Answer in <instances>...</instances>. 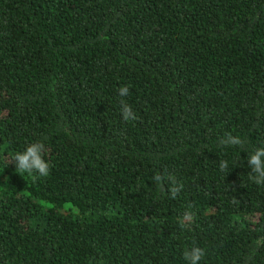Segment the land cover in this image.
<instances>
[{
	"label": "trees",
	"instance_id": "obj_1",
	"mask_svg": "<svg viewBox=\"0 0 264 264\" xmlns=\"http://www.w3.org/2000/svg\"><path fill=\"white\" fill-rule=\"evenodd\" d=\"M36 140L48 176L5 167ZM256 147L264 0H0V264H264Z\"/></svg>",
	"mask_w": 264,
	"mask_h": 264
},
{
	"label": "clouds",
	"instance_id": "obj_2",
	"mask_svg": "<svg viewBox=\"0 0 264 264\" xmlns=\"http://www.w3.org/2000/svg\"><path fill=\"white\" fill-rule=\"evenodd\" d=\"M130 86L124 85L118 89L120 99V112L125 121L135 120L137 117L132 110V107L126 102L124 97L129 95ZM219 145L222 147H243L244 140L240 136H233L227 133L223 138L219 139ZM47 149L43 140H36L23 151L15 152L6 162V165L15 164L16 173L26 175L33 180L46 177L50 174L51 163L46 157ZM247 166L250 168L248 179L258 186H264V147H256L247 156ZM229 163L226 160L219 161V169L221 172H227ZM19 175V176H20ZM154 180L158 185L165 180L171 182L170 194L175 198L178 192L182 189V185H178L176 179L171 175L157 174ZM195 213L192 211V206L189 205L187 210L178 219L181 228H186L187 225L193 222ZM206 255V250L200 246L193 245L191 248L183 252V259L187 264H201V261Z\"/></svg>",
	"mask_w": 264,
	"mask_h": 264
},
{
	"label": "rangeland",
	"instance_id": "obj_3",
	"mask_svg": "<svg viewBox=\"0 0 264 264\" xmlns=\"http://www.w3.org/2000/svg\"><path fill=\"white\" fill-rule=\"evenodd\" d=\"M5 187V176L0 174V189Z\"/></svg>",
	"mask_w": 264,
	"mask_h": 264
}]
</instances>
